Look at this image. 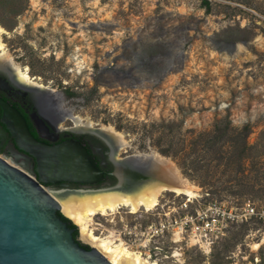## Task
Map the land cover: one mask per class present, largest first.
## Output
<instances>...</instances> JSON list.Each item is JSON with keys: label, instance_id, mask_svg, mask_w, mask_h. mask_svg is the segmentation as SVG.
<instances>
[{"label": "rangeland", "instance_id": "obj_1", "mask_svg": "<svg viewBox=\"0 0 264 264\" xmlns=\"http://www.w3.org/2000/svg\"><path fill=\"white\" fill-rule=\"evenodd\" d=\"M208 1L41 0L35 7L31 0H0V25L16 64L62 94L75 115L88 117L96 127L111 125L124 135L131 146L119 151L120 156L154 150L175 164L196 195H202L201 203L260 206L264 0ZM87 23L100 28L83 27ZM224 118L235 127L250 125L249 158L237 176L198 155L206 144L199 132L211 131ZM193 158L199 172L188 168ZM184 197L163 191L158 202ZM119 211L111 217L95 215L91 227L96 234L157 219V210ZM132 249L143 250L136 245ZM154 258L159 264H264V220L232 225L208 253L193 241H168Z\"/></svg>", "mask_w": 264, "mask_h": 264}, {"label": "water", "instance_id": "obj_2", "mask_svg": "<svg viewBox=\"0 0 264 264\" xmlns=\"http://www.w3.org/2000/svg\"><path fill=\"white\" fill-rule=\"evenodd\" d=\"M83 27L98 29L100 25L87 23ZM134 79L140 81L139 77ZM0 105L1 121L14 133L17 147L35 163L33 172L0 155V264H111L100 251L92 246L86 249L74 238L75 229L58 216V212L63 215L60 205L45 186L60 181L97 182L102 172L92 156L75 141L50 145L36 140L17 112L1 100ZM89 131L101 133L99 127ZM132 155L114 160L119 182L113 188L130 192L152 183L171 189L180 186V171L178 177L174 170L168 172L163 165L138 161ZM125 173L134 177L132 187L122 185Z\"/></svg>", "mask_w": 264, "mask_h": 264}, {"label": "bare ground", "instance_id": "obj_3", "mask_svg": "<svg viewBox=\"0 0 264 264\" xmlns=\"http://www.w3.org/2000/svg\"><path fill=\"white\" fill-rule=\"evenodd\" d=\"M31 2L33 6L37 7L40 5L41 0H31ZM6 32L0 25V62L11 69L20 83L42 89L52 96L62 116L60 121H71V128L74 130L81 131L95 128L96 124L88 117L83 118L75 115L74 107H65L62 94L39 83L38 77L30 75L28 67H21L15 63L2 38ZM83 67V65H79V69ZM99 129L116 146L117 155L123 148L131 146L124 135L111 125H102ZM132 158L142 162L149 161V163L155 165H163L168 169V172L174 170L179 177V170L175 164L154 150L143 153L138 152L133 154ZM175 188H165L152 183L130 192L111 188L83 193H60V191H50V193L58 201L61 212L78 226L83 242L100 251L111 264H159L156 260L145 257L140 250L129 247L116 231L107 230L105 233L103 231L98 235L91 225L95 215L110 216L121 208H126L129 213H136L141 209L150 211L158 204L159 196L163 191H173L176 194L190 197L197 196L195 187L183 177L180 178V186ZM257 246L258 244L255 245V247Z\"/></svg>", "mask_w": 264, "mask_h": 264}, {"label": "flooded vegetation", "instance_id": "obj_4", "mask_svg": "<svg viewBox=\"0 0 264 264\" xmlns=\"http://www.w3.org/2000/svg\"><path fill=\"white\" fill-rule=\"evenodd\" d=\"M0 100L13 109L23 119L30 134L38 141L46 144H58L71 140L78 142L92 156L102 177L95 183H81L74 181H60L49 183L45 186L53 192L83 193L110 189L119 182L115 159L124 156L117 155V148L113 142L101 133H93L89 130H69L71 126L64 125L60 111L57 109L53 97L43 93L40 89L20 83L11 69L0 62ZM3 114L0 105V155L13 163L26 165L35 172V163L23 150L17 147L15 135L1 121ZM9 120L8 115L5 117ZM16 132V131H15ZM115 146V147H114ZM127 155V154H126ZM116 156V157H115ZM118 156V158H117ZM34 159V158H33ZM125 187L134 185V177L130 174H122ZM80 243L88 245L81 239L77 229V238ZM90 246V245H88Z\"/></svg>", "mask_w": 264, "mask_h": 264}, {"label": "built area", "instance_id": "obj_5", "mask_svg": "<svg viewBox=\"0 0 264 264\" xmlns=\"http://www.w3.org/2000/svg\"><path fill=\"white\" fill-rule=\"evenodd\" d=\"M208 194L205 193L206 196ZM201 197L202 195L185 196L178 201L172 199L162 204L158 202L152 209L157 210L156 214L154 213L157 219L144 222L143 225L140 221L131 225L125 224L117 234L129 247L141 246L142 254L152 259L164 251V244L168 241L174 244L183 240L193 241L202 252L208 253L212 245L224 236L232 225L247 222L252 218L264 220V204L256 206L246 202L236 209L217 201L201 203L198 199ZM154 260L157 261V258Z\"/></svg>", "mask_w": 264, "mask_h": 264}, {"label": "trees", "instance_id": "obj_6", "mask_svg": "<svg viewBox=\"0 0 264 264\" xmlns=\"http://www.w3.org/2000/svg\"><path fill=\"white\" fill-rule=\"evenodd\" d=\"M203 2L205 5H208L209 3L208 0H203ZM70 94L75 95L76 93L71 92ZM249 133L250 125L248 123L241 127H235L231 124V121L228 118L217 120L211 131L199 132V137L204 138L206 140V144L203 145V149L198 152V155L204 156V158L208 161H217V166L221 164L225 167H229L232 169L229 170V172L237 176L239 173L244 172V161L249 158L248 150L251 149V146L247 143V136ZM216 147H218V149H216ZM162 152L166 154L168 151L164 149ZM194 163L195 159L193 158L189 163L190 167H188L190 172H199L198 170L200 168L196 165V163ZM207 174L204 178L209 177ZM199 184L202 187L205 186L204 182ZM57 214L62 220L67 222L69 227L75 229L73 236L76 239V225H74L60 212ZM84 247L89 249L88 245H84Z\"/></svg>", "mask_w": 264, "mask_h": 264}]
</instances>
